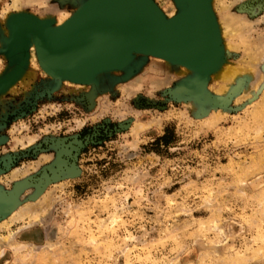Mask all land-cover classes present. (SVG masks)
Segmentation results:
<instances>
[{
    "label": "rangeland",
    "instance_id": "rangeland-1",
    "mask_svg": "<svg viewBox=\"0 0 264 264\" xmlns=\"http://www.w3.org/2000/svg\"><path fill=\"white\" fill-rule=\"evenodd\" d=\"M87 1L0 0V79L23 59L15 17L58 28ZM211 7L221 66L250 72L226 93L217 71L142 54L54 76L30 36L0 92V264H264V0Z\"/></svg>",
    "mask_w": 264,
    "mask_h": 264
},
{
    "label": "water",
    "instance_id": "water-1",
    "mask_svg": "<svg viewBox=\"0 0 264 264\" xmlns=\"http://www.w3.org/2000/svg\"><path fill=\"white\" fill-rule=\"evenodd\" d=\"M176 1L182 10L172 19L152 0H88L58 28L30 17H15L13 47L20 48L23 59L0 79V92L24 71L31 35L46 70L75 82L124 69L133 54L165 59L210 76L218 70L223 54L211 0Z\"/></svg>",
    "mask_w": 264,
    "mask_h": 264
},
{
    "label": "bare ground",
    "instance_id": "bare-ground-1",
    "mask_svg": "<svg viewBox=\"0 0 264 264\" xmlns=\"http://www.w3.org/2000/svg\"><path fill=\"white\" fill-rule=\"evenodd\" d=\"M227 26L230 29L231 34H233L234 36L241 29L240 21L237 18H230L227 22ZM250 55H252L250 56L251 61L255 60L256 51L253 50ZM245 67L237 66V67L230 68V67H227L226 65H222V66L221 64L219 65L218 70H217V75H218L217 77L222 79L224 82L221 85L222 88L220 90V93H226L229 90V87L231 86V84H233L238 78H240L241 75L243 74L246 75L250 73L249 69H246Z\"/></svg>",
    "mask_w": 264,
    "mask_h": 264
},
{
    "label": "trees",
    "instance_id": "trees-1",
    "mask_svg": "<svg viewBox=\"0 0 264 264\" xmlns=\"http://www.w3.org/2000/svg\"><path fill=\"white\" fill-rule=\"evenodd\" d=\"M159 142H166V143H168V136L166 135V136L162 137V138L159 140Z\"/></svg>",
    "mask_w": 264,
    "mask_h": 264
}]
</instances>
